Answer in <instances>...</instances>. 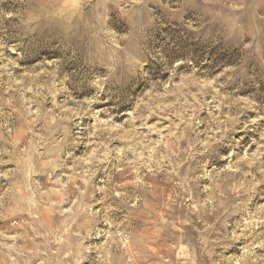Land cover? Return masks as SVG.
<instances>
[{
	"label": "rangeland",
	"instance_id": "obj_1",
	"mask_svg": "<svg viewBox=\"0 0 264 264\" xmlns=\"http://www.w3.org/2000/svg\"><path fill=\"white\" fill-rule=\"evenodd\" d=\"M0 264H264V0H0Z\"/></svg>",
	"mask_w": 264,
	"mask_h": 264
}]
</instances>
